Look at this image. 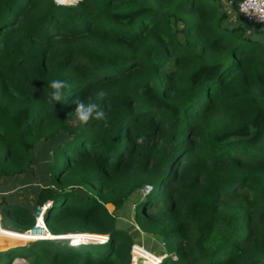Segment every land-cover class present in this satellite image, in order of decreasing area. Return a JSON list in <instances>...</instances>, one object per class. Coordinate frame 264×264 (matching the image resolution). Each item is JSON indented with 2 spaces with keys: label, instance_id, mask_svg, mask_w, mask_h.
<instances>
[{
  "label": "trees",
  "instance_id": "16d2710c",
  "mask_svg": "<svg viewBox=\"0 0 264 264\" xmlns=\"http://www.w3.org/2000/svg\"><path fill=\"white\" fill-rule=\"evenodd\" d=\"M78 1L0 0V225L34 234L50 203L49 238L108 239L38 240L0 264H132L140 232L159 264H264V25L241 0ZM54 79L71 87L50 104ZM77 97L106 125H81ZM140 192L119 229L106 205ZM28 238L0 229V246Z\"/></svg>",
  "mask_w": 264,
  "mask_h": 264
},
{
  "label": "rangeland",
  "instance_id": "374dc122",
  "mask_svg": "<svg viewBox=\"0 0 264 264\" xmlns=\"http://www.w3.org/2000/svg\"><path fill=\"white\" fill-rule=\"evenodd\" d=\"M224 3L228 2V0H222ZM233 15H235V13H233ZM231 18H234V16H232ZM234 22V21H233ZM236 22V20H235ZM229 23H231L229 21ZM261 39L263 38V36H260ZM262 41L264 42V40L262 39ZM140 194V195H139ZM138 195H135L133 197H131L128 202L126 203V205L124 206V208H122L121 210H118V211H115L114 210V207L112 206L111 209L108 205H106V209L109 213L113 214L114 216H116L118 219H117V226L119 229H122V230H128V229H131L132 227L135 226V223H134V220H133V215H134V206L136 204V202L139 200V198L141 197L142 198V193L140 192ZM139 196V197H138ZM18 197V196H17ZM19 198L22 199L23 196L22 195H19ZM111 206V205H110ZM37 212V210H36ZM36 212H35V215H36ZM39 217V215H37ZM41 219V217H39V220ZM0 229L3 231V232H7V233H11V234H15V235H23V236H27V237H39V236H36V235H40V230L37 231L36 233L34 234H24V233H17V232H12V231H7V230H4L1 225H0ZM45 236H49V235H45ZM44 236V237H45ZM79 236V235H78ZM77 235H69V236H66V237H53V238H50V239H66V238H69V239H79L80 240V243L79 244H85V243H91V242H101V240H88L84 237H78ZM42 237V236H41ZM135 241H136V245L133 246L132 248V251L131 254H132V264H134V258L138 257V258H142L141 260L145 262V264H150L148 263L145 259H150L152 261H157L158 260V263L161 261V253H163V247L162 245L159 244V242L157 241L156 238H153L152 236H147L143 233H137L135 236ZM36 239H39V238H36ZM36 239H31V238H28L26 240H23V241H14V243L12 245H4V246H0V251H6V249H14V248H17V247H23V246H26L28 245L29 243H32V242H35L34 240ZM3 240L0 239V243L2 244ZM103 241V240H102ZM99 244V243H98ZM137 248V252L135 251V249ZM28 264L25 260H14L12 262V264ZM157 263V264H158ZM155 264V263H153Z\"/></svg>",
  "mask_w": 264,
  "mask_h": 264
},
{
  "label": "clouds",
  "instance_id": "9594fccd",
  "mask_svg": "<svg viewBox=\"0 0 264 264\" xmlns=\"http://www.w3.org/2000/svg\"><path fill=\"white\" fill-rule=\"evenodd\" d=\"M261 22H264V21H261ZM252 39L259 41L261 40V37L258 35H253ZM48 87L50 89L48 93V102L52 104V103H60L62 100H64V90L67 88H70L71 85L65 80L54 79L50 81ZM105 95L106 93L103 90L97 92L96 93L97 100L103 101ZM72 104L75 105V108L73 111L74 118L81 125H87L89 121L93 119L97 121H105V125H106V114L100 103H97V102L85 103L83 99H81L80 97H77L76 99L72 101ZM54 240H57V239H54ZM162 258H163V255H161V259H160L161 261H162Z\"/></svg>",
  "mask_w": 264,
  "mask_h": 264
},
{
  "label": "built area",
  "instance_id": "2783aa9c",
  "mask_svg": "<svg viewBox=\"0 0 264 264\" xmlns=\"http://www.w3.org/2000/svg\"><path fill=\"white\" fill-rule=\"evenodd\" d=\"M80 1V0H79ZM78 1V2H79ZM59 5V4H58ZM228 5L231 6L232 5V1H228ZM237 11L239 14L242 15L243 19L248 23V24H255V25H264V0H241L238 3L237 6ZM150 188L148 187V190ZM50 203H47L42 209H40L38 215L39 217H41L40 222L38 221V216L35 215V225L32 229L24 231V232H28V233H32L34 231H36L37 229L40 230V235H36L39 236V239H36L34 241H38V240H54V239H50L48 236L49 232L47 231L44 221H43V216L45 213V208L46 206H49ZM42 236V237H41ZM45 236V237H44ZM67 241L70 242V244H73L72 241L70 239H65ZM107 241V239H106ZM104 242H100V244L105 243ZM142 258H134V264H144L145 262L141 260Z\"/></svg>",
  "mask_w": 264,
  "mask_h": 264
},
{
  "label": "water",
  "instance_id": "95a60500",
  "mask_svg": "<svg viewBox=\"0 0 264 264\" xmlns=\"http://www.w3.org/2000/svg\"><path fill=\"white\" fill-rule=\"evenodd\" d=\"M55 2H56V4H59L56 0H54ZM59 5H63V4H59ZM72 5V4H71ZM49 207V206H48ZM46 208H47V206H46ZM39 211H40V208L37 210V212H36V215H38V213H39ZM66 236H68V235H60V237H66ZM66 239H69V238H66ZM107 239H108V237H107ZM61 240V239H60ZM62 240H65V239H62ZM71 241H72V239H70ZM99 242L97 241V242H95V243H93V242H91V243H85V244H98ZM72 245H74V244H72ZM6 250H9V249H6ZM161 255H163V253H161ZM15 260H19L18 258L17 259H15Z\"/></svg>",
  "mask_w": 264,
  "mask_h": 264
},
{
  "label": "snow or ice",
  "instance_id": "6c2138e0",
  "mask_svg": "<svg viewBox=\"0 0 264 264\" xmlns=\"http://www.w3.org/2000/svg\"><path fill=\"white\" fill-rule=\"evenodd\" d=\"M29 238H31V239H36V238H38V237H29ZM72 243H73L74 245L79 244V243H80V240H79V239H73Z\"/></svg>",
  "mask_w": 264,
  "mask_h": 264
},
{
  "label": "bare ground",
  "instance_id": "6f19581e",
  "mask_svg": "<svg viewBox=\"0 0 264 264\" xmlns=\"http://www.w3.org/2000/svg\"><path fill=\"white\" fill-rule=\"evenodd\" d=\"M56 1H57V0H56ZM58 3H59V2H58ZM99 238H100V237H99ZM100 239H101V238H100ZM105 239H106V238H105ZM88 240H90V239H88ZM99 242H100V241H99ZM101 242H104V240H103V241L101 240ZM132 252H133V251H132ZM20 264H21V263H20Z\"/></svg>",
  "mask_w": 264,
  "mask_h": 264
},
{
  "label": "crops",
  "instance_id": "0c3cea01",
  "mask_svg": "<svg viewBox=\"0 0 264 264\" xmlns=\"http://www.w3.org/2000/svg\"><path fill=\"white\" fill-rule=\"evenodd\" d=\"M20 260H23V259H20Z\"/></svg>",
  "mask_w": 264,
  "mask_h": 264
}]
</instances>
